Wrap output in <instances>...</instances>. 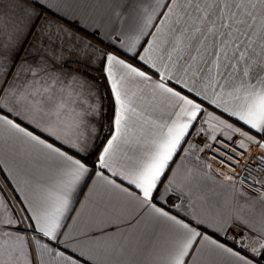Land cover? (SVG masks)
I'll return each mask as SVG.
<instances>
[{
    "label": "snow or ice",
    "instance_id": "snow-or-ice-1",
    "mask_svg": "<svg viewBox=\"0 0 264 264\" xmlns=\"http://www.w3.org/2000/svg\"><path fill=\"white\" fill-rule=\"evenodd\" d=\"M65 53L99 64L103 140ZM252 147L243 175L202 156L235 169ZM261 172L264 0H0V264H261Z\"/></svg>",
    "mask_w": 264,
    "mask_h": 264
},
{
    "label": "crops",
    "instance_id": "crops-1",
    "mask_svg": "<svg viewBox=\"0 0 264 264\" xmlns=\"http://www.w3.org/2000/svg\"><path fill=\"white\" fill-rule=\"evenodd\" d=\"M23 3H28V0H22ZM38 2L43 3L47 2V0H38ZM30 7H35V4L30 5ZM39 11V8H37ZM50 17V13H45V19ZM73 17L68 16L65 20H60L62 26H64L67 30L73 33L75 36L80 37L84 40L85 43H89L93 45L96 49L102 51H113V46L111 44L110 39L103 34V32H99L93 35L95 31L87 22L78 20L77 22H72ZM43 22V21H41ZM87 28V31L83 29ZM37 41V33L33 32L31 37H29L27 44L24 46L23 51L20 53L21 58H24L29 55V51L32 49L33 45ZM67 58V64L64 66L63 70L69 74H76L82 80L86 81L87 83L91 84L94 88H96L99 92L100 96V104L102 105L100 110V115L94 121L96 127L99 129V136L100 139L103 138L108 133V120L111 116L110 111V96L107 94L106 91V81L102 79V73L98 70L99 64L92 62L90 63L88 60H83L81 63H76L75 61L78 59L75 54L69 55L65 53ZM134 62V61H130ZM100 143V141H97ZM203 156V155H202ZM95 159V157H94ZM91 184V182H89ZM247 187V185H246ZM87 188L84 189L85 195L87 194ZM252 194L255 195L253 189L251 190ZM12 193H9L11 196ZM81 200L84 199V196L80 197ZM79 207V205H77ZM18 208V206H17ZM71 223V221H69ZM261 264H264V261H261Z\"/></svg>",
    "mask_w": 264,
    "mask_h": 264
},
{
    "label": "built area",
    "instance_id": "built-area-1",
    "mask_svg": "<svg viewBox=\"0 0 264 264\" xmlns=\"http://www.w3.org/2000/svg\"><path fill=\"white\" fill-rule=\"evenodd\" d=\"M237 139H239V138L237 137ZM229 150H231V149H229ZM260 152H261V150L259 148H256V147H252L250 149L249 155H247V156L241 155L239 152H237V155L240 156V161L239 162L234 161V163L237 164L235 169L229 168L227 165L220 164V161L213 158L211 155V152H209L208 150H205V152L202 153V155L204 158H207L212 163L213 169H215L221 173L233 174L235 172V173H240L241 175H243L246 170H251L252 167H254L253 164H248V163H244V162L248 161L250 156L259 155ZM254 175H256V174L254 173ZM256 179H264V172H261L258 175H256ZM253 191L256 194L255 189H253Z\"/></svg>",
    "mask_w": 264,
    "mask_h": 264
},
{
    "label": "trees",
    "instance_id": "trees-1",
    "mask_svg": "<svg viewBox=\"0 0 264 264\" xmlns=\"http://www.w3.org/2000/svg\"><path fill=\"white\" fill-rule=\"evenodd\" d=\"M93 160H94V157H93Z\"/></svg>",
    "mask_w": 264,
    "mask_h": 264
}]
</instances>
